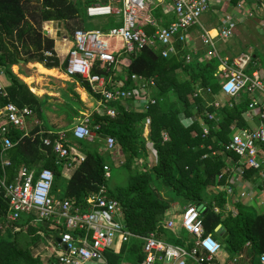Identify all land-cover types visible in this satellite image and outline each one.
Segmentation results:
<instances>
[{"label":"built area","instance_id":"built-area-1","mask_svg":"<svg viewBox=\"0 0 264 264\" xmlns=\"http://www.w3.org/2000/svg\"><path fill=\"white\" fill-rule=\"evenodd\" d=\"M258 1L262 4L260 25L264 31V0ZM210 4V0H94L85 5L87 17L112 16L113 24L106 28L78 27L69 34L72 45L61 59V67L70 80L85 89L93 103L70 128L35 132H48L55 136L53 140L42 136L41 140L43 145L52 146L59 168L68 170L84 160L85 155L80 149L68 143L69 135L75 139L94 140L100 123H93V113L116 117L119 109L112 105L116 102L127 111L145 113L162 99L153 94L157 86L154 78L128 73L127 68L143 48L156 49L163 57L175 54V42L186 43L189 28L200 23L201 15L209 9ZM236 6L239 9L241 3ZM157 8L164 13L174 14L175 18L163 24L154 15ZM249 13L253 14L252 11ZM223 18L224 24L215 34H211L208 29H204L201 34L202 43L207 47L204 56L219 60L215 72L218 91H214L211 86L197 85L193 96L200 97L205 106L212 108L205 115L207 120L215 121L214 128L218 127L217 111L224 106L233 107L241 100L244 91L250 96V101L248 108L242 112L246 124L230 125L228 142L223 143L225 152L232 155L225 158V165L217 174L215 186L211 189L212 194L223 192L225 195L223 207L212 200L213 211L235 213L233 202H239L263 213L264 76L258 71L250 74L244 71L251 58L248 54L241 53L232 58L218 56L216 38L230 36L236 26L231 14ZM66 37L64 35L63 39ZM184 52L186 60L190 61L189 52ZM43 54L53 55L49 50H44ZM84 83L88 84L89 90L84 87ZM33 115V110L28 106H18L13 102H8L0 110L3 151L14 144L10 137L12 128L21 132L19 140L34 137L35 134L31 135L29 129V118ZM252 116H257L256 123L250 121ZM193 120L192 116H186L181 119V124L188 127ZM211 127L208 123L202 125L204 137L210 133ZM143 130L146 148L150 152L154 151L155 155L153 143L148 138L150 124L147 119ZM163 139H167L166 134H163ZM101 152L111 155V161L117 165L124 162V155L111 135L103 137ZM9 164L7 158L2 159L3 166ZM103 173L104 183L88 194L81 204L69 198H55L52 193L54 172L51 168L43 167L36 172L33 168L22 166L11 181H8L5 173L1 174L0 192L7 199L8 209L0 228H9L12 233L19 230L18 221L23 213L31 218V222L50 221L54 227H58L59 248L50 246L59 264H97L99 260H105L106 249L113 247L116 242L126 243L132 237L142 240L144 257L140 264H226L220 258L223 243L207 233L203 226L201 212L207 201L200 206L174 204L164 211L161 221L164 228L176 238V242L156 232L138 235L127 227L121 203L108 195L110 162L103 164ZM23 228H26V224ZM183 233L186 236L182 238L180 234ZM246 245L249 246V242ZM242 258L244 260L245 256L240 253L233 260ZM241 264H264V251L255 263L245 258Z\"/></svg>","mask_w":264,"mask_h":264},{"label":"trees","instance_id":"trees-1","mask_svg":"<svg viewBox=\"0 0 264 264\" xmlns=\"http://www.w3.org/2000/svg\"><path fill=\"white\" fill-rule=\"evenodd\" d=\"M30 1L0 0V70L9 82L4 90H0V109L13 102L18 106L31 107L39 118H43L45 101L49 96H36L14 74L11 66L20 60L38 61L46 67L59 66V59L53 52L54 41L42 33L43 21L62 20L70 30L89 27L79 17L80 11L74 0H36L37 4L33 6L29 4ZM236 1L231 0L233 3ZM107 17L109 19L104 22L106 27L113 24V17ZM69 20H73L72 27L67 24ZM176 47L177 52L167 57L161 56L156 49L143 48L139 51L127 71L154 78L157 94L162 99L145 113L127 111L119 103H112L119 109L116 117L93 113V123H100L98 135L92 141L75 139V145L83 151L85 158L63 187L61 182L65 180L54 164L56 155L52 152V146L43 145L41 140L42 136L52 135L48 132L35 134L39 130H53L44 122L31 130L34 137L20 140L21 132L12 128L10 137L14 144L4 151L0 141V175L5 173L10 181L23 162L36 167L42 161L45 167L54 172L53 195L74 198L81 204L88 193L96 191L105 181L103 164L111 163V155L101 152L99 148L103 146V137L111 135L124 155L122 164L112 162L111 165L116 164L123 169L126 182L114 188L108 186V194L121 203L126 225L132 232L138 235L164 233L167 240L176 242L161 221L164 211L174 204L200 206L207 201L201 212L205 231L223 241L229 255L245 251L251 256V262L255 263L257 256L264 251V212L259 213L250 205L233 202L235 213H216L212 200L223 207L225 195L223 192L211 193L216 176L225 165V158L232 155L225 152L223 146L228 142L230 125H245L242 112L248 108L249 95L244 91L242 99L233 107L224 106L217 111L218 127L214 128L215 121L207 120L205 115L212 108L205 106L200 97H194L193 92L197 85L211 86L218 91L219 83L215 78L218 61L216 58L187 61L182 44ZM44 50L51 51L53 55L44 56ZM179 68H182V74L177 72ZM84 87L90 89L87 83H84ZM68 92L61 91L67 99L64 106L69 118L75 122L81 117L80 111L86 107L72 84H68ZM186 116L194 119L188 127L181 124V119ZM146 119L150 124L148 138L155 149V162L152 165L147 161L146 139L142 134ZM205 123L213 127L204 137L202 125ZM163 134L167 135V139H163ZM3 158H7L10 164L3 166ZM7 209V199L0 192V222L3 224ZM18 225L21 228L14 231L12 241L4 240L12 234L9 228L4 233L0 230V264H49L34 258L29 249L31 235L39 230L44 231V227L28 218H21ZM219 225L227 232L224 239L216 231ZM181 236L186 235L183 233ZM246 242L251 244L248 250L244 247ZM141 244L139 238H133L120 244L117 249L105 250L107 264H121L124 260L140 264L144 257Z\"/></svg>","mask_w":264,"mask_h":264},{"label":"crops","instance_id":"crops-1","mask_svg":"<svg viewBox=\"0 0 264 264\" xmlns=\"http://www.w3.org/2000/svg\"><path fill=\"white\" fill-rule=\"evenodd\" d=\"M93 1L94 0H91L89 3L93 2ZM210 3L211 4H210L209 9L206 10L205 12H203V14L201 15V16H203V18L200 17V23L189 28L187 36H186V43H182V42L177 41V42H175V45L177 46L178 44H182L184 51L187 50L189 52V54L191 56L190 60H194V59L209 60V59H212V58H208V57L204 56L207 47L202 43L201 34H202L204 29L211 30V34H215V31L217 29L219 30L224 24L223 16L226 14H231L234 17V20L236 21V26H235V28L232 31V34L230 36H228L226 38H220V37L216 38V40H215L216 45L215 46H216L218 56L219 57L232 58V57H235L241 53L248 54V55H250L251 58H250L249 63L247 64L246 68L244 69V71L248 74H250L254 71H258V72H260L261 75L264 76V31L262 30L261 25H260V20L262 19V14H263L262 9H261L262 8L261 2L258 0H237L236 3H233V2H231V0H210ZM238 3H241V7L239 9L236 6ZM75 5L78 7L77 1L75 2ZM250 11L253 12L252 15H250V13H249ZM154 15L156 16V19L157 20L160 19L163 24H166L175 18L174 14H172L170 12L164 13V12H162V10L160 8L156 9V14H154ZM79 17L81 18L80 13H79ZM99 26H101V25H99ZM80 28H85V27H80ZM72 31L73 30H70L69 28L66 27L65 22L62 20L51 19V20L43 21L42 33L54 41V45H53L54 51L53 52L59 59V66H57V67H46L44 64H42L38 61L24 62V60H20V62L18 64H13L11 66V70L13 68L12 71L13 72L15 71L14 74H16V76L20 80H22L25 84H27V86L31 92H33L36 96L41 97V98H44L46 95L49 96L48 94H44V95L41 94L43 92V89L40 86L43 84V81H45V79H47V78L52 79L57 74H59L62 77V79H64L65 81H68L69 84L73 85L74 89L76 91H78L81 100L82 99L88 100V102H89L88 105L85 103V105H87V106L84 110H86L89 107H91L90 105H92L91 102L93 103V101L91 100V98L89 97L88 93L85 91L84 88L76 85L75 82L70 80V78H68V76H66L64 74V71L61 67V59H63L65 57L68 49L72 45V41L69 38V34ZM64 35L67 36L66 39H63ZM185 44H187V45H185ZM217 61L219 63L218 59H217ZM27 64L30 65L31 67H35V75H31L21 68V66H28ZM35 64H40L43 68H45L48 71H55L56 74L39 73ZM14 67H16V69H14ZM177 72L182 74V72H183L182 68L177 69ZM30 78H32L33 81L29 83L26 80L30 79ZM8 83H9L8 79L6 78L4 73L0 70V85L2 86V88L5 89L6 85H8ZM4 89H2V90H4ZM39 94H41V95H39ZM153 94L157 97H160L157 94V86L153 89ZM82 95H84L85 98H83ZM242 97H243V94H242ZM242 97H241V99H242ZM260 97L262 98V95H260ZM49 98H50V96H49ZM249 99H250V96H249ZM83 100H82V102H83ZM116 103H118V102H116ZM24 106H27V105H24ZM45 107H46V103L44 105V108ZM29 108H31V107H29ZM33 113H34V115L32 117H30L33 120L31 122L29 121V129L30 130H32L34 128V126H36L37 124H42L43 122L45 124L49 125L48 122L45 120L44 112H43L44 117L40 118L41 120L36 115L34 110H33ZM80 114H82L81 111H80ZM101 116H103V115H101ZM250 121L253 123H256L258 121L257 116H252ZM75 122H73V124ZM244 123H245V121H244ZM53 130H55V129H53ZM143 132H144V130H143ZM50 135H52V137H49V136L48 137L51 140H53L55 136L53 134H50ZM69 140H71V139H69ZM100 148H102V146ZM100 151H101V149H100ZM80 152L83 153V151H81V150H80ZM56 161H57V158L55 159L54 164H55L56 168L60 171L61 176L65 181L68 180L72 176L74 171L79 166V164H78V165H76V166H74L68 170H66V169L62 170L61 168H59L56 165ZM111 163H112V161H111ZM22 166H27L29 168H33L34 170H36V172L39 171L40 169H42L43 167H45L43 165L42 161L38 162L36 164V167L30 166L29 162L25 161L18 167L15 176L18 174V171ZM111 176H112V174H111ZM111 176L108 178L107 184H108ZM7 179H8V176H7ZM88 194H90V193H88ZM88 194L85 196V198L88 196ZM54 196H55V198L56 197L57 198H69V199L74 200V198H70V197H61V196H57V195H54ZM109 197L115 199L114 197H111V196H109ZM84 200L82 203H84ZM74 201L76 204H78L76 202V200H74ZM24 215H25V213L22 214V219L28 218L31 221V218L29 216H27V214L25 216ZM36 223H40L44 227L43 228L44 231L39 230L35 235H31V237H30L31 243L29 245V249H30L31 253L33 254V257L38 258L45 263L48 262L49 264H59L58 260L56 258V253L53 252L52 246H50V245H53V247L55 246L56 248H59V245H58L59 241L57 240V238H59V233L57 232L58 227H54L50 221L36 222ZM2 224L3 223L0 222V226ZM0 230H1V233L5 232L4 228H0ZM14 233H13V237H12L11 241L14 238ZM156 234H158V233H156ZM36 235H38V237H35ZM158 235L163 237L164 233H159ZM180 235H182V234H180ZM133 238L135 239L136 237H132V238H130V240ZM218 241H220V240H218ZM220 242H222L224 245L223 241H220ZM120 244H122V243L116 242L113 245V247H110L108 249H117L120 246ZM246 244H247V242H246ZM246 244L244 246L245 250L250 249V247H251L250 242H249V244H250L249 246ZM141 246H142V244H141ZM6 249H7V246L5 247V250ZM240 253L244 254L245 258H249V260L251 262V256L248 255L245 251H240L239 253L229 255L226 252V250L224 249V247H223V252L220 255V258L222 257L223 262L226 264H241L244 262L245 258H244V260H243V258L238 259L237 261L233 260L235 255L240 254ZM258 256H257V258H258ZM104 257H105V253H104ZM257 258H256V261H257ZM105 260H106V258H105ZM106 263H107V260H106ZM121 264H132V263L124 260L121 262Z\"/></svg>","mask_w":264,"mask_h":264},{"label":"rangeland","instance_id":"rangeland-1","mask_svg":"<svg viewBox=\"0 0 264 264\" xmlns=\"http://www.w3.org/2000/svg\"><path fill=\"white\" fill-rule=\"evenodd\" d=\"M90 1L91 0H77V5L79 7L81 18L85 20V22L87 23V26L90 28L100 27L99 25H101L102 27H106V26H104V25H106V24H104V22L106 21V19H109V17L100 16V17L89 18L86 16L85 11H84V7H85V4H87V3L89 4ZM29 4L31 6H33V5L37 4V2H36V0H31L29 2ZM154 13H155V11H154ZM201 17L203 18V16H201ZM67 24L70 27H72L73 26V20L67 21ZM21 68L23 70H25L27 73H29L31 75H35V67H31L30 65H28V66H21ZM12 70H13V68H12ZM68 84H69L68 81H65L64 79H62V77L59 74H57L52 79H48V78L45 79V81H43V84L40 86L43 89V92L41 94L42 95L48 94L50 96V98L46 101V107L44 108L45 120L55 130L68 129L72 126V124L74 122V120H71L69 118V112L65 109V106H64L65 100H67V99L61 93L62 90H64L65 92H68ZM41 94H39V95H41ZM68 95H70L69 92H68ZM82 97L85 98L84 95H82ZM83 103H84V105H85V103L88 105L89 102L87 99H85V100H83ZM87 105H85V107ZM83 111H85V110H83ZM83 111H81V112H83ZM32 120H33L32 118H29L30 122ZM68 123H70V124H68ZM74 141H76L75 138H73L72 140H69L68 143L71 145H75ZM100 149H102V148H100ZM153 154H154V151H152V152L148 151L147 161H148L149 165H152L155 162V156ZM111 167H112L111 168L112 176L109 179L108 186L111 188H114L116 186L124 185L126 182V174L123 171V169L121 170L120 167L117 166L116 164H113ZM65 182L66 181L61 182V185H62L61 187H63ZM12 237H13V233L11 235L5 237L4 240L10 241L12 239ZM215 238L220 240L218 237H215Z\"/></svg>","mask_w":264,"mask_h":264},{"label":"bare ground","instance_id":"bare-ground-1","mask_svg":"<svg viewBox=\"0 0 264 264\" xmlns=\"http://www.w3.org/2000/svg\"><path fill=\"white\" fill-rule=\"evenodd\" d=\"M35 66L37 67L39 73H42V74H56L55 71H48L45 68H43L40 64H35ZM14 69H16V67H14ZM26 81L30 83V82L33 81V79L30 78V79H27Z\"/></svg>","mask_w":264,"mask_h":264},{"label":"water","instance_id":"water-1","mask_svg":"<svg viewBox=\"0 0 264 264\" xmlns=\"http://www.w3.org/2000/svg\"><path fill=\"white\" fill-rule=\"evenodd\" d=\"M216 231L222 238H225L227 235V232L220 225L217 226ZM57 240L60 241V238H57ZM97 264H105V260L101 259L97 262Z\"/></svg>","mask_w":264,"mask_h":264},{"label":"clouds","instance_id":"clouds-1","mask_svg":"<svg viewBox=\"0 0 264 264\" xmlns=\"http://www.w3.org/2000/svg\"><path fill=\"white\" fill-rule=\"evenodd\" d=\"M108 185V184H107Z\"/></svg>","mask_w":264,"mask_h":264}]
</instances>
